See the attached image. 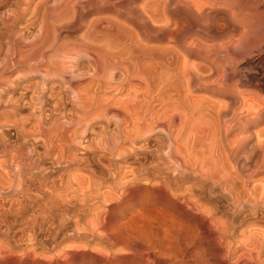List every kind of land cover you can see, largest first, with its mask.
<instances>
[{
	"label": "bare ground",
	"instance_id": "obj_1",
	"mask_svg": "<svg viewBox=\"0 0 264 264\" xmlns=\"http://www.w3.org/2000/svg\"><path fill=\"white\" fill-rule=\"evenodd\" d=\"M99 1L100 0H51L48 9L52 12L51 18L53 21L49 24V20H45V36L42 34V27L44 26H42L41 22L36 35L34 34L35 41L30 38L33 42L31 41L32 44L27 45L28 48L30 47L29 50L27 48V50L24 49L26 50L25 53H23L24 50H21L22 52L19 51L20 53L18 52V54L15 53L13 56L14 59L10 60L12 55L9 56L8 53H12L9 52L10 50L8 51L6 49V52H8H4L3 57H1L0 123L8 124L10 129L12 128L11 130L15 133V141L20 142L14 144L7 143L6 132L0 130V141H6L0 146V165L9 167L12 170L11 172H13L12 174H7L4 173V170H0V264H148V258H150V263L154 264L157 260V249L148 247L150 250L148 252L146 246L150 245V242L148 245L145 244L146 246H144L141 240L140 243V241L138 242L136 239L132 238L134 235H130V237L127 235V232V234H125L123 231L124 227L122 230L121 226L123 222L122 224H119L116 219V221L109 220L105 222L103 220L105 215L101 218V215L105 211L104 208L102 209V206H97L96 204V206H94L93 204H89V202L83 201L81 204L79 203L80 206L76 207L75 204L72 205L70 201L66 202L67 200H71L73 203L74 200L72 199L79 197L78 192L81 193L82 195L80 194V196L83 197H79L80 200L85 198H90L89 200H97L101 186V182L93 179L92 171L94 173V170H85L83 169L84 167H81L82 170L74 166L77 162H79V164L83 161L87 162L88 158H78L74 151L71 152L68 150L66 156L63 157L64 154L62 153V150L58 149L59 151L55 152V150L53 153L54 156L52 155V157H54V163L57 166L64 164L66 169L72 174L70 178L68 177V179H65L66 181L64 180L66 191H64V189L62 190L64 192L53 195L57 196V198L61 200V203L65 201L72 206L65 207L67 205L66 203L59 204L58 200L56 201L55 198L56 202H53L52 200L54 199L51 200L50 197V201L52 202L45 205V199L41 197L39 198L40 202H38V205L35 206L34 204L36 209L30 211V209H32L31 204L33 203L31 200V198H33V192L27 189L23 190L20 187L22 186L21 183H23L22 180L24 178L26 179L27 175L31 174L30 172L33 171L36 166V160L32 159V147L36 144L35 141L40 140L42 142V145L45 146V152L47 150L48 152L52 150L51 148L54 146L55 141H71L77 148H81L83 152L94 153V155L98 154L96 152L98 144L95 146L93 142L99 141V144H102L101 141H107L108 143L109 141H121L120 143H114L109 147L106 145L107 143L104 144V146L108 147L106 149L107 152L105 153V157L109 160L105 166L106 168H104L108 175L111 174L112 179H117L115 187L118 190H121V192H125L129 183L140 180L137 178L138 174L136 175L135 171H131V168L126 169V167L121 165L122 163L124 164V158L127 155L126 152L128 148H132L128 147L130 146L129 143H131L129 141L141 140L146 141V143L149 141H168V146L166 144L167 149L165 150L166 153H164V155L167 154L166 156H168L172 165H174L175 171L179 167H187L181 159H179L180 161L178 160L177 148L180 147L179 145L182 144L184 149L185 146H188L185 145L188 144L186 142L191 141L193 138L201 139L202 137L203 141L205 140L204 142L200 141V139L195 140L203 143L207 142V144H210L208 141L215 140L214 143L216 144L217 139L215 138L216 134H218L220 141L216 144L217 146H213L214 144L211 142L210 145L213 147H210L207 151L209 148L208 146L210 145L208 144L207 146L205 144L207 146H204L206 147L205 150L207 151V154L205 152L206 155L204 156L202 153L204 157L200 156L202 159L199 158L201 160L197 162L195 166L203 175V180H205V182L214 181V183H222L225 187L229 188L228 191L234 190L238 196H235L234 198L231 197V200L233 199L236 203L240 202V196L243 194V189L246 185L248 186V183L254 176L255 170H253V168L264 169V149L261 151V155L257 159V162H254L255 165H252L250 162L251 156H249V161L247 159L242 160L240 156V158L238 157V155H240V147L238 150L231 148L230 146L231 149L229 151L227 150L229 149L227 148L228 144L230 142L232 143V141H234L233 144L236 142V146L238 147L239 141H242L239 139V135L242 132H247L246 125H244V129L242 127L239 128L242 125L239 126V123H241L239 120L241 118L238 120V113L243 114L242 112L240 113V109H243L242 111L246 110L243 108L245 102L242 99L243 96H241L244 91L241 92V90L240 95L237 88L239 87L238 78L230 80L225 89L221 86L216 89L214 88L218 83L220 75H222H219L222 71H219L217 65L219 64V60H216L217 57L215 58V48L219 45L214 47L213 45L215 43L212 42L213 45L211 43V45H209L208 43L212 36L220 34L222 36L220 39L222 40L223 38L224 42H222L223 40H220L222 42L220 43L218 39L216 44L225 43L228 48L229 46H244L253 54L254 52L260 54L264 52V0H141L140 2L138 0H103L105 3L102 5H99ZM112 1L113 3H111ZM46 4L47 3L45 2V7L47 6ZM46 11L48 12V10ZM129 17L130 20L133 19V21L138 23L143 29H147L146 27H148L149 24H154L153 27L159 26L158 33L154 36H150L145 33L137 35V32L134 33V30L133 32L129 31L130 28L127 29V25L125 26ZM27 20H30V17ZM54 23L58 24V27L51 28V25L53 26ZM178 25H180L178 31H174L176 33L172 34V26H175L176 28ZM77 30L82 31L81 36L78 39L71 36V33ZM63 31L68 32L66 36H62L61 33ZM41 34L45 37L44 40H39L42 38L40 37ZM212 40L215 39H211V41ZM157 43L162 44L161 46H158L160 44L157 45ZM225 44L223 45L225 46ZM220 47L221 45L219 48ZM219 48H217V50ZM222 48L221 50L219 49L218 52L221 51L222 55H225V58L228 59L227 62H232V60H230V52L228 53L225 47L223 48L225 51H223ZM44 50L46 67L45 70H42L44 69L43 67L39 70L38 68L40 67H36L35 62L41 61L44 57ZM229 51L232 50L229 49ZM246 55H243V57ZM196 57L199 59L200 63H196V60L194 61L195 63L190 61V59ZM234 61L237 60L235 59ZM238 63L236 64L238 65ZM205 64H208V67L205 66ZM222 64L225 66L224 63ZM231 65L233 66V63H231ZM18 66L24 67L28 71L24 72V70L21 71L15 69L17 71L14 70L15 73H13V75L4 76L7 71H11L12 67ZM229 66L230 65H228V67ZM237 67L232 68L233 70H236ZM223 72L225 71H222V73ZM235 74L236 73H234V75ZM225 75L226 74H224V78ZM33 76H37L38 80L31 82ZM254 88H251V91H253ZM256 89L264 91V84H259ZM18 90L19 92H17ZM199 92L204 93L205 95L199 94ZM245 92L248 93L247 90ZM209 94L227 96L228 103L225 99L226 102L224 105L220 106L221 110L225 109V105L227 106V110L225 109V112L222 113L223 115L219 112V105H217L218 103L213 97H211V100L206 96ZM251 94L252 93H250V95ZM255 95L257 96V94ZM255 95L251 96L254 97ZM261 98L259 96L258 99ZM250 100L255 102V100ZM262 101H264V99ZM256 102L254 105L259 104L261 105L260 109H262V103L260 104V102H258L256 104ZM222 107L224 109H222ZM253 108L252 110L250 109L252 112H254ZM247 111L248 107L246 112ZM246 112L245 115L243 114L244 118L247 115ZM252 112H249V114ZM219 119L222 120L224 127L222 128L224 129L222 134H219V132L217 133V131H215L216 129L214 130L213 128ZM246 119L244 120L245 122L247 121ZM32 120H34L33 127L31 129H26L25 125ZM34 126L37 127L34 128ZM216 127L218 126L216 125L215 128ZM212 129L216 133L212 131ZM33 130L38 134L39 140H34L35 138L33 137L32 144H29V139H27V137H32V135H34L35 132ZM247 133L249 134L250 132ZM156 135H161L160 137H162V139H158L159 137L157 138ZM208 137H211V139L207 140ZM261 137L264 138L262 134ZM240 138H242V135ZM194 139L192 141H195ZM178 141L186 142L178 144ZM221 141L224 144L219 143ZM220 144H222V146ZM133 145L135 146V144ZM133 145L131 144V146ZM102 146L103 145H101L100 148ZM143 146L141 148H144ZM241 146V151L242 149L244 151V145ZM185 149L187 148L185 147ZM249 151V154H251V150ZM104 152H101L103 157ZM129 152L127 153L129 154ZM184 153L186 154L187 152ZM189 153L190 152H188V154ZM153 157L155 158L154 155ZM153 157H151L152 160H154V165L152 167L155 171H158L156 161L160 167L161 164L158 159L161 157L158 159H156L157 156L155 159H153ZM141 158H146V156ZM162 158H165V156ZM162 158L160 161H162ZM187 158L190 159L189 157ZM97 159H99V157ZM193 159H196V157ZM163 161H165V159H163ZM92 162L94 161L92 160ZM98 162L99 160L96 163ZM102 162L104 163V161ZM133 163L134 162H132V164ZM126 164L127 163L124 165ZM165 164H167L166 161ZM102 165L104 166L105 164ZM164 165L162 164L161 167L166 166ZM138 167L140 168V166ZM161 167L159 170L162 169ZM141 168L143 167L141 166ZM163 171L166 172L164 169ZM64 172L66 173V171ZM70 172H68L69 175ZM103 173L105 174L106 172L103 171ZM195 173L196 171L194 174ZM241 173H244V178L240 176ZM14 174L18 177V186L16 188H14L15 186L12 187V185H14L12 182L14 180ZM144 174L145 176L142 175L143 178L147 175L146 172ZM177 174L179 175L180 172L176 173V176ZM129 175L132 179L130 177L128 178L131 180H127V176ZM65 176L67 177L68 175L66 174ZM105 176L104 179H106ZM111 176L108 179H110ZM100 177L101 176H99V178ZM149 177L150 176L148 175V178ZM154 177L157 178V176ZM144 179L146 180V178ZM61 180L59 181L61 182ZM167 180L169 179L167 178ZM53 182L55 183V181H51L50 183ZM107 182L108 183L105 187L108 188V190H113V183L115 182L110 183V180ZM47 183H49V181ZM142 183L145 184V182ZM103 185L105 184L103 183ZM223 185H221V187H223ZM56 187L57 186L54 188ZM47 188H45V190ZM162 189L164 188L162 187ZM255 189V195L252 194L253 196L257 195ZM37 190L39 191L41 189ZM45 190L42 191L45 192ZM59 191L61 190L59 189ZM104 191V195H102L103 200L105 201L106 198L107 201V199H110L109 196L111 193L110 191H108L110 194L106 192L107 189ZM231 191H229L230 194L232 193ZM262 191L264 193V188H261V194ZM247 193L249 195V192ZM230 194L229 196L232 195ZM39 195L40 194H38V196ZM114 195H116V193ZM121 195L123 194L121 193ZM262 196L264 197V194ZM44 197L46 198V196ZM113 198L115 197H112L111 200ZM182 199L186 200V198ZM118 200L119 199H117V201ZM64 204L66 205L64 206ZM158 206L160 210L161 205ZM198 207L200 208L201 206L196 205V208ZM163 209H165V207H163ZM116 210H118V207ZM163 211L162 214H160L161 212L159 213V217L162 215L161 220L164 219L163 213L170 215V211H167L166 209L165 212ZM87 215L88 219L85 222H81V217ZM176 216L177 215H175V217ZM70 217L77 219L75 221V225L77 226L68 232L65 231V233L80 238V240L84 242L77 245H74L76 244L74 242V246L67 244V249L64 248L65 246L62 248L60 247V249H57L52 256L49 255L50 257H46L45 251L48 249L46 246L49 245L48 247L51 251L54 249L52 246L55 241L54 236L58 234L57 232L60 230V227L65 224ZM129 219L131 220L132 218L129 217ZM165 220L166 219L162 221ZM46 222L48 224L46 231L49 233V237L52 238V244H45ZM185 222L187 223V221ZM79 223L80 225L81 223L82 225L84 224L86 228H83L82 225L79 226ZM139 224L141 223L139 222ZM142 224L140 226H142ZM159 224L160 227L163 228L161 223ZM168 224L166 223V227ZM178 225L176 227H178ZM170 226H172V222ZM169 227L167 228L170 230L173 226ZM151 228L152 227H149L148 229L150 230ZM168 229L167 231L164 229V231L168 232ZM144 230L146 229H143V231ZM152 230L154 229L152 228ZM171 230L173 231V229ZM130 231L132 230L130 229ZM181 231L182 230H180V232ZM151 233H154V231H151ZM177 233L178 231L176 234ZM147 234L150 233L148 232ZM62 235L64 236L65 234ZM63 236H61V238ZM148 236H151V234ZM145 237H147V235ZM253 238L252 240L255 243L252 244V250L250 249V251L255 252V254L257 253L258 256L261 254L260 251L263 253V248L261 249L263 246L261 241L263 242V240L261 239V236H258L257 234H255ZM146 239L147 238H145V242L149 241L150 237L147 241ZM171 239L172 238H170V240ZM71 242L72 241H70V243ZM154 243L150 246H155ZM156 243H158V240ZM82 250H84V252H81ZM163 255L164 254H162V256ZM147 256L148 258H146ZM250 256H248L249 259ZM165 258H169L170 261L171 257L165 256ZM174 258L173 260H175ZM255 260L253 262H255Z\"/></svg>",
	"mask_w": 264,
	"mask_h": 264
},
{
	"label": "rangeland",
	"instance_id": "obj_2",
	"mask_svg": "<svg viewBox=\"0 0 264 264\" xmlns=\"http://www.w3.org/2000/svg\"><path fill=\"white\" fill-rule=\"evenodd\" d=\"M23 1L22 0H4V1L0 0V2H1L0 3V50L2 51V52L0 51V60L2 59L1 57H3L4 52H6V49L8 51L10 50L9 52L12 53V54L8 53L9 56L12 55L10 60L14 59L13 56L15 55V53L18 54L19 51L22 52L24 49L27 50V48H28L27 45L28 44H32V42L35 41V35H36V32L38 31V28L40 27L41 22H42V26H44V27L41 26L42 27V34L45 36V29H44L45 28V20L46 19H47V21L49 20V22H48L49 24H51L52 23L51 21H53L52 18H51L52 17V12L49 11L50 9H48L49 8L48 6L50 4L49 2H51V0H49V1L47 0L48 2L45 1V0H38V2H37V0H23ZM138 1L140 2L141 0H138ZM162 1H165V0H162ZM39 2H41L42 4L39 3ZM45 2L47 3L46 7H45ZM104 3H105V1H103V0L99 1V5H102ZM111 3H113V1ZM39 9H41V10H39ZM46 10H48V12ZM49 13H50V15H49ZM17 14H19V15H17ZM29 17H30V20H27V19H29ZM49 18H51V19H49ZM4 20H6V21H4ZM25 21L27 22V24H26ZM37 21H38V23H37ZM54 24H53V26L51 25V28L58 27V24H55V25ZM153 25L149 24L148 27H146L147 29H145V28L143 29L138 23L133 21V19L130 20V17H129L127 23H125L126 28L128 27L127 29H129V28L131 29V30L129 29V31L133 32V30H134V33L137 32V35L145 33V34L150 35V36L156 35L158 33V30H159V26H154L153 27ZM131 26L134 27V28H132ZM24 27H25V29H24ZM179 27H180V25L176 26V28H175V26L174 27L172 26V29H173L172 34L176 33L174 31H178ZM43 30H44V32H43ZM15 31H16V33H15ZM67 33L68 32L63 31L61 34H62V36L63 35L66 36ZM81 33H82L81 30H77V31L72 32L71 36L76 37L78 39L81 36ZM13 34H16V35H13ZM42 34L40 36L42 38H40L39 40H41V39L44 40L45 37ZM217 36L216 35L212 36L209 39L210 40V42L208 41L209 45H211V44L213 45V43L216 44L218 42V39H219V41L221 40L220 37H222V36L220 34H217ZM19 38H21L23 41L21 39H19ZM30 38L33 41L30 40ZM211 39H215V40L211 41ZM20 40H21L22 43L23 42H25V43L22 44L20 42ZM222 40H223V38H222ZM221 41H220V43L224 42V40L222 42ZM220 43H218L216 45L214 44L213 46L217 47L218 45L219 46L221 45L220 48H219V46L217 47L220 50H221L222 46H223V48L225 47L227 52L228 53L230 52L229 55H231L230 60H232V62L230 60L229 61L231 63H233V66L231 65L230 62H227L228 59L225 58V55H222L221 51L218 52L219 49L217 50V48H215V51H216L215 58L217 57L216 60H219V62H218L219 64H217L218 68H219V71H221V70L225 71L223 73L226 74L227 76L225 75V78H224V74L221 71L219 73V75L222 74L223 77H222V75H220L221 79L219 77L218 83L216 85L217 87L215 86L214 88L216 89L219 86H221L222 88L225 89V87H227V85L229 84L230 80H232L233 78L234 79L238 78L239 79V87H237V88L239 90L240 95H241V92L244 91L242 93L243 95H241V96H243L242 99L245 102V106L243 108L247 110V107H248V111L252 112L251 110H252V108L254 106V108H253L254 112H252L251 114H249L248 111L246 112V110L242 111L243 109H240V113L242 112L245 115V112H246V114L248 115V116L246 115L247 119H246V116L244 118L243 114H239L238 113V120L241 118L239 120V122L241 121V123H239V126L242 124L239 128H241V127L243 128V127H245L244 125H246L247 132H250V133L249 134L247 132L243 133L241 131L242 133L239 136L241 137V135H242V138L239 137V139H241L242 141L241 142L239 141V143L237 142L238 143V147L236 146L237 145L236 142H235V144H233L234 141H232V143L230 142L231 144L229 143L230 145L228 144L227 148H229V149H227V150L229 151L231 148H235V149L239 150V147H240V150H239V154L240 155H238V157L240 156L242 160L247 159L249 161L250 160L249 156H251L250 157L251 158L250 162L252 163V165H255V163L257 162V159L261 155V151L264 149V140H263L264 138L261 137V134H262V136H264V110H263L264 109V104H263L264 101H262L264 99V96H263L264 95V91L256 89L259 86V84H264V82H261V81H264V52H262L261 54L258 53V52H254V54H253V53H250L249 50L246 47H244V46H241V47L229 46V48H228L227 44L223 43V44H225V46H224L223 44H220ZM158 44H160V45H158ZM161 44L162 43H157L158 46H161ZM9 47H10V49H9ZM233 47L238 48V49H235ZM29 48H28V50H29ZM229 49H231L232 51H229ZM26 50H24L23 53H25ZM223 51H225V50L223 49ZM235 52H236V54H235ZM43 53H44L43 54L44 57L41 59V61H36L35 62L36 63L35 66L36 67H40V68H38L39 70H41L42 67L44 68L42 70H45V67H46L45 66L46 65V62H45V50L43 51ZM218 53H220V54H218ZM246 53H247V55L249 54L250 56L249 55L247 56ZM243 55H246V56L243 57ZM192 59H194V60H192ZM192 59H190V61H192V63L195 60H196V63H200V61H199V59L197 57L196 58H192ZM224 59H225V61L227 63L224 61ZM235 59L237 61H234ZM238 60H239V63H238ZM222 61H224V62H222ZM222 63H224V64L226 63V64L230 65L231 67L230 66L228 67V65H226V64L224 66ZM236 63H238V65ZM207 65L205 64V66H207ZM223 66H224V69H223ZM232 67L233 68L237 67V69L233 70ZM15 69L21 70V71L24 70V72L28 71L24 67H19V66L18 67H12L11 71H9V72L7 71V73H5L4 76L13 75V73H15V71H17ZM227 69H228V72H227ZM234 73H236V74L234 75ZM239 73H241V74H239ZM237 74H239V75H237ZM231 76H232V78H231ZM37 78H38L37 76H33V79L31 80V82L37 81L38 80ZM255 82H258V83H255ZM254 86H255V88H254ZM251 88H254L256 90L253 89V91H251L252 90ZM246 90H247L248 93L245 92ZM17 92H19V90ZM253 92H254V94H253ZM250 93H252L251 94L252 96L257 94L258 97L256 95L254 97H252L250 95ZM7 94H9V93H7ZM199 94L205 95L204 93H200V92H199ZM210 95L211 94L206 95V96H208V98H210L211 100H212L211 97H213V99L218 103L217 105H219L218 106V108L220 109V110L218 109L219 112L221 113V115H223L222 113L225 112V109L227 108V106L226 105H225L226 107L224 106L225 109L222 107V109H224V110H221L220 106H223L226 101L228 103L227 96L220 95V94H214V95H211V96ZM241 96H240V98H241ZM259 96H260V98L261 97L262 98L258 99ZM247 97H248V99H247ZM254 98H257L258 100L254 99ZM225 99H226V101H225ZM250 99L255 100V102L257 100L256 104L258 102H260V104L262 103V106H263L262 109H260L261 105H259V104L258 105H254L255 102H252ZM249 100H250V102H249ZM258 114H259V116H258ZM245 119L247 120L246 122L244 121ZM33 121L34 120H32L29 123H27L25 125V128L26 129H31L33 127V124H34ZM243 121H244V124H243ZM216 125L218 127L215 128ZM36 127L34 126V128H36ZM213 128H214V130L216 129L215 131H217V133L219 132V134H222L223 131H224V129H222V128H224L222 120L219 119V121L216 122V124L214 125ZM218 128H219V131H218ZM11 129L8 126V124L0 123V130L6 132V134H7V135L5 134L7 136L6 137L7 143H13V144L14 143H19L20 141H15V133ZM214 130L212 129V131H214ZM35 133H34V135H32V137L31 136L27 137V139H29V141H28L29 144L30 143L32 144L33 137L35 138L34 140H39L38 134L36 133L37 134L36 135ZM215 133H214V135H215ZM244 134H245V136H244ZM217 135L218 134H216V138H215V139H217L216 144L218 143V141H220L219 135L218 136ZM259 135H260V137H259ZM160 136L161 135H156L157 138L159 137L158 139H162V137H160ZM36 138H38V139H36ZM199 139H196V140H199ZM210 139H211V137H208L207 140H210ZM192 140L189 141V142H186V141L183 142L182 141L183 143H185V142L188 143V144H185V145H188V146H185L187 149H185V147L183 149V145L181 144L182 142L178 141V144H181L182 147H181V145H179L180 147L178 146L179 147V148H177L178 149V153H177L178 155L177 154L176 155L178 157V160L181 159L187 166V167H182V168L179 167V168H177L178 171L177 170L174 171V165H172V162L169 160L168 156H166L167 154L164 155V153H166L165 150L167 149L168 141H165V142L163 140H161V141H149L147 143H146V141H141V140L129 141L131 143L128 142L130 144V146H128V147H132V148H128L127 152L131 151L132 153L129 152V154H128L126 152L127 155L125 156L124 160L127 161V162H125L123 160L124 164L127 163L128 165L127 164L124 165L123 163L121 165H123V167H126V169L131 168V171H135L136 175L138 174L137 178L140 179L139 181H141L142 179L143 180L141 182L136 180L135 182L129 183L128 187L125 189V192H121V190H118L115 187V185L117 183V179L116 178L112 179V176L110 174L111 172L109 173L110 175H108L107 171L105 170V168H106L105 166L107 165V161H109L105 157V153L107 152L106 149L109 146H111L112 144H114V143L118 144L121 141H114V142H112V141L110 142L109 141V143L107 141H104V142L101 141L102 144H99V141H95V142H98V143L93 142V144L95 146L98 144L97 145L98 146L97 147V151H96L98 154H95V155H94V153L83 152V150L81 148H79V147L77 148L71 141H60V142L55 141L54 142V146L51 148L52 150L49 149L50 150L49 152H48V150L45 152V148H44L45 146L42 145V142L40 140L39 141H35L36 144L33 145V147H32L33 148V152H32L33 154L31 153L32 156H33L32 159L36 160L35 169L30 172L31 174L27 175V177H26V179L28 178L27 180L25 178L22 180V182H23V183H21L22 186L20 185L21 187L20 186L19 187L22 188L23 190L27 189V190H30V191L33 192V193L31 192L32 195H33V198H31L33 203L31 204L32 209H30V211L36 209L35 206L38 205V202H40L39 198H41V197L45 199V205L50 203V202H52V201L56 202L58 200L59 204H63V203H66V202L70 201V203L72 205L75 204L76 207L80 206L81 202H83V201L89 202V204H93L94 206H96V205L97 206H102V209L104 208V210H105L104 212L105 213L103 212V214L101 215V218L105 215L103 217V220L105 222H107L109 220H112V221H116L117 220V222H119V224L120 223L122 224V222H123L124 225L122 224L121 226H122V230H123V227H124V230H123L124 233L125 234L128 233L127 235H129V236L130 235L131 236H133V235L136 236V237L133 236L132 238L136 239V241H138V242L141 240L144 246L148 245L149 242H150V245H153L152 243L155 242L154 243L155 246H150V245L146 246V249H148L147 250L148 252L150 251L148 247L157 249L156 250L157 260L154 262V264H166V263L167 264H174V263L175 264H264V197L262 196L264 194L263 191H262V194H261V188H264V169L262 170V168L261 169L253 168V170H255L254 176L252 177V180L248 183V186L246 185V187L243 189V194L240 196L242 199L240 198V202H238L239 203L238 204L233 199L231 200V197L234 198L235 196L236 197L238 196L237 193L234 190H232V191L229 190V191L232 192L231 193L232 195H231L229 193V191H228L229 188L225 187V185H223L222 183H217V182L214 183V181H206L207 182L206 183L205 180H203L204 179L203 175L199 172V170H197V168L195 166L196 163L199 162L202 159L200 156L204 157L207 154V151L211 147V145H210L211 142H213L212 143V144H214L213 146L216 145L214 143L215 140L214 141H211V140L208 141V142H210V144L208 143L210 146H208L207 142L203 143L205 141V140L203 141V137L200 139V141H203V142L196 141V140L192 141ZM243 140H244L245 143L243 142ZM3 142H6V141H0V146H1V144H3ZM219 143L224 144L222 141L219 142ZM104 144H106L108 147L104 146ZM131 144L132 145L135 144V146L134 145L131 146ZM146 144H147L148 147L146 146ZM166 144H167V146H166ZM205 144L209 147L207 149V151L205 150V148L207 147ZM222 144H220V145L222 146ZM101 145H103L102 147H104V148H102V147L100 148ZM241 145H244L243 146L244 151L242 149L243 152L241 151V148H242ZM142 146L144 148H141ZM204 146H206V147H204ZM230 146H231V148H230ZM218 147H219V144H218ZM137 148L138 149L140 148L139 149L140 151ZM146 148H148V149H146ZM58 149L62 150V153L64 154L63 157L66 156V153H67L68 150H70L71 152L74 151V153L77 154L78 158H80V157L87 158L88 157L87 158V162L83 161V162H80V164H79V162H77L76 165H74V166L76 168L78 167L80 169H82L84 167L83 169H85V170L86 169L87 170L90 169V171L94 170V173L92 171L93 179L94 180H98L99 182H101L100 192H99V196H98L97 200L96 199L89 200L90 198H85V199H81L80 200L79 197H81V198H83V197L80 196L81 193L78 192L79 197L78 198L76 197L75 199H72V200H74L73 203H72L71 200H67L66 202L64 201V202L61 203V200L58 199L57 196H54V195H56V193L60 194L61 192L66 191V188H65V181L66 180L65 179H68V177L70 178L71 175H72L71 172L66 169L64 164H60V165L57 166L54 163V157H52V155L54 156V154H53L54 151L56 150L55 152H57V151H59ZM129 149H131V150H129ZM132 149L133 150L136 149V150L133 151ZM141 150H143V151H141ZM246 150H248V151H246ZM249 150H251V154H249L250 153ZM240 151H241V153H240ZM99 152H100V154L102 156L99 154ZM101 152H104V157H103V154ZM176 152H177V150H176ZM184 152H187V153L185 154ZM188 152H190V153L188 154ZM205 152H206V154H205ZM202 153L204 154V156L202 155ZM156 154H158V155H156ZM153 155L155 156V158L157 156L156 159H158L159 157L162 158V157L165 156V158H162V161H160L161 158H159L158 160H159L161 166H162V164L163 165L165 164V161H166V163L168 165L165 164L166 165V166L164 165L165 167H161L160 166L162 169L159 170L160 167L158 165V162L155 160L156 163H157L156 165L158 166V171H155L153 169V167H152L154 165L153 164L154 160H152V158H151V157H153ZM193 155H194V157H193ZM144 156H146V158H141V157H144ZM96 157L97 158L99 157V159H97ZM187 157H189L190 159H188ZM195 157H196V159H193ZM128 158H129V161H128ZM155 158L153 157V159H155ZM167 158H168V160H167ZM199 158H201V159H199ZM100 159L101 160L103 159L102 161H104V163ZM163 159H165V161H163ZM184 159H185V161H184ZM92 160L94 162H92ZM98 160H99V162H101L102 164H105V165L103 166L99 162L96 163ZM151 160H152V162H151ZM167 161H169V162H167ZM84 162H85V164H84ZM132 162H134L135 165H134V163L132 164ZM170 162H171V164H170ZM194 162H195V164H194ZM138 163H139V165H138ZM130 165H132V166H130ZM137 165L140 166V168L142 166L143 168H141V170H143V169L144 170L141 171L140 168ZM170 165L173 167V169H172V167ZM188 165L190 166V168H189ZM88 166H89V168H88ZM128 166H130V167H128ZM192 166H194V167H192ZM167 167H168V169H167ZM169 167H170V169H169ZM163 169L166 172H170L171 169H172V171L170 173H166V172L163 171ZM0 170H4L5 172L4 171L3 172L7 173V174H12L13 173V172H11L12 170L9 167H4L3 165L2 166L0 165ZM64 171H66V173ZM103 171H105L106 173L104 174ZM126 171H128V170H126ZM195 171H196V173L194 174ZM68 172H70V175H69ZM108 172H109V170H108ZM145 172H146L147 175L144 178H146L147 181L142 177V175L145 176V174H144ZM178 172H180L181 175L177 174V176H176V173H178ZM98 173H99V175H98ZM101 173H103V174H101ZM66 174L68 175L67 177L65 176ZM94 174L96 175V177H95ZM243 174L244 173H241V175H240V176H242V178H244V176H245ZM102 175H103V177H102ZM107 175H108V178L110 176H111V178L108 179ZM148 175L150 176L149 177L150 179L148 178ZM164 175H166V176H164ZM193 175H195V176H193ZM99 176H101L102 178L101 177L99 178ZM104 176H105V178L107 180L104 179ZM154 176H157V178L154 177ZM128 177L131 178V176L129 175V176H127V180H131L132 179V178L130 179ZM167 178L169 180H167ZM34 179H35L36 182L34 181ZM59 180H61V182H63L65 180L63 182L64 184L61 183ZM109 180H110V183L115 182V183H113L114 185L112 184L114 186L113 190L112 189L108 190V188L105 187L107 185V183H108L107 181H109ZM154 180L157 182V184H156V182ZM48 181H49V183H47ZM51 181H55L56 184L54 182L50 183ZM12 182L14 184V185H12V187L15 186L14 188H16L18 186V177H17V175L14 174V180ZM142 182H145V184L142 183ZM146 182H147V184H146ZM27 183H29V184H27ZM45 183L47 184V186L49 185L48 188H47ZM103 183L105 185H103ZM133 183H134V185H133ZM158 183H160V184H158ZM216 184L219 185L220 187H221V185H223V187L220 188ZM26 185H28V186L30 185V186L28 187ZM39 185H42L44 187L46 186L45 188H47V189L45 190L44 187L39 186ZM160 185H161V187H160ZM53 186L54 187L57 186L59 188H57V187L54 188ZM60 186H62L63 189ZM146 186H147L148 189L146 188ZM254 186L256 187V189H255ZM162 187L165 189V191H164V189H162ZM49 188H50V190H49ZM37 189H41V190L38 191ZM59 189L61 191H59ZM106 189H107L106 192L110 191L111 195L109 196L110 199H107V201H106V198H105V201H106L105 202L103 200V196L102 195H104V192H105L104 190H106ZM254 189L256 190V194H257L256 196L252 195V194L255 195ZM42 190H45V192L42 191ZM47 190H49V191H47ZM62 190H64V191H62ZM246 191L249 192V195H248V193ZM234 192H235V194H234ZM244 192L248 196H246L244 194ZM49 193H52V194H49ZM115 193H116V195H114ZM121 193L123 195H121ZM38 194H40V195L38 196ZM229 194L231 196H229ZM163 195H165V196H163ZM185 195H186V197H185ZM34 196H35V199H34ZM36 196H38V197H36ZM44 196H46V198ZM47 197L48 198L50 197L51 200L55 198L56 201H55V199L50 201V198L48 199ZM112 197H115V198H113L111 200ZM117 197H119V198H117ZM36 198H37V200H36ZM116 198L119 199V200L117 201ZM182 198H186V200H184ZM34 200H35V202H34ZM46 200L47 201L49 200V201L47 202ZM183 201H185V202H183ZM101 202H103V203H101ZM148 202H150V203H148ZM76 203H77V205H76ZM34 204H35V206H34ZM66 204H64V206L66 205L65 207H67V206L71 207L72 206L69 203H66ZM158 205H161L160 206V210L162 209L161 211L159 210V206ZM196 205L197 206H201V207L200 208L199 207L196 208ZM162 206L165 207V209L167 211H170V215L168 214L169 216L167 214L163 213V218L166 219L165 221H162L164 219L161 220L162 215H161V217H159L160 214H162L163 210H164L163 212H165V209H163ZM189 206H191V207H189ZM117 207H118V210H116ZM154 207H155V210H154ZM177 207H178V209H177ZM192 207H195V208H192ZM156 210H158V211H156ZM171 211H172V213H171ZM156 213H158V214H156ZM176 213H178V214H176ZM173 214H174V217H173ZM175 215H177V216L175 217ZM129 217L132 218V219L130 220ZM87 219H88V215L87 216H82L81 217V222H85ZM76 220L77 219L70 217V219H68V221L60 227V230L57 232L58 234L54 236V238H55L54 240L56 241L55 242L53 240L54 243L52 242V238L49 237V233L46 231L47 230L46 228H48V224H47V222L45 223V239L47 240V241L45 240V244H52V243L54 244V245L52 244V246L54 248L52 251L49 250V247H48L49 245L46 246L48 248L47 251H45V256L46 257L47 256L48 257L52 256V254L55 253L57 251V249L59 250L60 247L62 248V247L65 246L64 248L67 249L68 248L67 244L68 245L70 244L71 246H74V245L81 244V243L84 242V241L80 240V238H76L73 235H69L68 233H65V231L68 232L69 230L74 229V227L77 226V225H75V221ZM181 220H182V222H181L182 224L180 223ZM185 221H187V223ZM139 222L141 224L143 223L142 226H140L141 224H139ZM171 222H172V226L173 227L170 226ZM177 222L179 223V225H178ZM159 223H161V226L163 228L160 227ZM166 223L167 224L170 223V224L167 225V227H169V226L172 227V228H170V227L169 228H170V230L173 229V231L172 230L170 231L166 227ZM176 224L178 225V227H176L177 226ZM81 225H82V223H81ZM81 225L79 223V226H81ZM82 226H83V228L85 227L84 224ZM126 226H128V227H126ZM144 226H146V227H144ZM153 226L156 227V228H154ZM147 227L148 228L152 227L154 230H152V228L149 230ZM130 229L132 231H130ZM143 229H146L147 231L146 230L143 231ZM164 229H165V231H167V229H168V232H165ZM180 230H182V231L180 232ZM151 231H154V233H156V234L151 233ZM175 231L176 232L178 231V233L176 234ZM130 232H131V234H130ZM148 232L151 234V236H148V235H150V234H147ZM170 232H171L172 235L170 234ZM172 232H174V233H172ZM196 232H197V234H196ZM62 234H65L64 235L65 237ZM136 234H138V235H136ZM145 234L147 235V237H145L146 236ZM255 234H257L258 236H261V239L263 240V242H262L261 239H260L261 244L263 243V246L261 245L262 246L261 249L263 248V253L260 251L261 254H259L258 256H257V253L255 254V252H253V251L251 252L250 251V249L252 248V244L255 243L252 240V238H253V236H255ZM61 236H63L64 238L63 237L61 238ZM153 236L155 237V240H154ZM140 237H141V239H140ZM149 237H150V239H149V241H147ZM145 238H147L146 239L147 242H145ZM170 238H172V239L170 240ZM153 240H154V242H153ZM157 240H158V243H156ZM70 241H72V242L70 243ZM141 241H140V243H141ZM251 241H252V243H251ZM74 242L76 244H74ZM250 243H251V247H250ZM81 252H84V250H82ZM182 253H183V255H182ZM129 254H130V252H129ZM162 254H164V255L162 256ZM165 256L166 257L168 256V257H171V258L172 257L173 258L176 257V258H174L175 260H173V258L172 259L170 258V261H169V258H165ZM248 256H250V259H249ZM146 258H148V256ZM253 259L254 260L256 259L255 262H253L254 261ZM148 260H147L148 264H153V263H150L151 262L150 258H148Z\"/></svg>",
	"mask_w": 264,
	"mask_h": 264
}]
</instances>
